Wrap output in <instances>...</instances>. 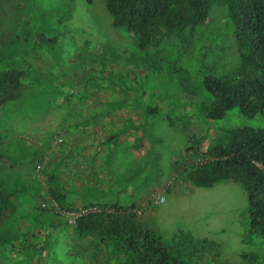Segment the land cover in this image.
Returning <instances> with one entry per match:
<instances>
[{
  "label": "rangeland",
  "instance_id": "374dc122",
  "mask_svg": "<svg viewBox=\"0 0 264 264\" xmlns=\"http://www.w3.org/2000/svg\"><path fill=\"white\" fill-rule=\"evenodd\" d=\"M0 13L3 50L53 83H29L0 113L1 152L11 160L0 163V186L17 192L0 225V264H27L10 243L44 246L34 264H125L107 245L73 237L84 206L114 205L131 207L139 224L192 264H264V238L244 225V189L231 181L197 188L187 179L217 128H264L263 117L234 111L201 129L200 83L238 63L220 7L187 45L169 39L145 52L110 27L104 0H0ZM36 30L56 38L52 50L28 51L25 34ZM100 70L117 83L96 80ZM53 183L67 210L50 197Z\"/></svg>",
  "mask_w": 264,
  "mask_h": 264
},
{
  "label": "trees",
  "instance_id": "16d2710c",
  "mask_svg": "<svg viewBox=\"0 0 264 264\" xmlns=\"http://www.w3.org/2000/svg\"><path fill=\"white\" fill-rule=\"evenodd\" d=\"M33 1L26 0L27 3ZM216 7L224 11L231 27L238 63L231 73L222 76L209 73L200 83L207 101L198 110L204 134L215 122L234 111L246 119L264 118V0H104L110 27L133 37L135 48L140 52L169 39L187 45ZM35 32L25 34L28 51L39 45L52 50L56 38L43 35L41 30ZM5 43L0 13V113L8 104L23 99L24 88L29 83L53 85L50 79L33 75L25 59L17 61L12 53L3 50ZM23 55L22 50L16 54ZM102 75L100 70L94 77L100 82L111 81ZM103 104L104 109L112 106L109 102ZM147 108L148 114L155 111L153 107ZM217 131V137L200 153L201 161L187 171V179L203 189L226 181L239 184L247 197L244 225L249 234L264 238V128L242 124L217 128ZM2 145L0 135V163L11 162L1 152ZM48 192L61 208L68 209L59 185L53 183ZM16 194V189L6 190L0 186V225L13 213ZM106 208L111 212L89 213L77 218L73 228L76 241L90 239L97 245H107L112 253L124 257L125 264H192L181 258L178 251L170 250L161 236L139 224L130 212L131 207ZM10 246L13 253L25 256L27 264H34V255L44 248L24 243H10ZM249 259L252 262L253 259Z\"/></svg>",
  "mask_w": 264,
  "mask_h": 264
},
{
  "label": "built area",
  "instance_id": "2783aa9c",
  "mask_svg": "<svg viewBox=\"0 0 264 264\" xmlns=\"http://www.w3.org/2000/svg\"><path fill=\"white\" fill-rule=\"evenodd\" d=\"M106 212V213H110L111 212V209H108V208H97V207H89V208H83L81 211H79L78 213L74 214V216L77 218L81 217V216H84L86 214H89V213H93V214H99V213H102V212Z\"/></svg>",
  "mask_w": 264,
  "mask_h": 264
}]
</instances>
